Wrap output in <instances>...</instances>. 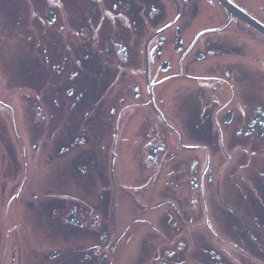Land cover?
Segmentation results:
<instances>
[{
    "label": "flooded vegetation",
    "instance_id": "flooded-vegetation-1",
    "mask_svg": "<svg viewBox=\"0 0 264 264\" xmlns=\"http://www.w3.org/2000/svg\"><path fill=\"white\" fill-rule=\"evenodd\" d=\"M223 1L0 0V264H264V0Z\"/></svg>",
    "mask_w": 264,
    "mask_h": 264
},
{
    "label": "water",
    "instance_id": "water-1",
    "mask_svg": "<svg viewBox=\"0 0 264 264\" xmlns=\"http://www.w3.org/2000/svg\"><path fill=\"white\" fill-rule=\"evenodd\" d=\"M220 2L228 9V10H230V8H231V6L230 5H227V3L225 2V1H223V0H220ZM242 19H244V20H246L248 23H250L252 26H255L256 28H258L259 29V27L255 24V23H253V22H251L249 19H247L245 16L243 17L242 15H239Z\"/></svg>",
    "mask_w": 264,
    "mask_h": 264
}]
</instances>
